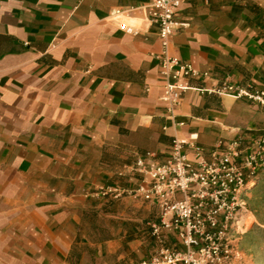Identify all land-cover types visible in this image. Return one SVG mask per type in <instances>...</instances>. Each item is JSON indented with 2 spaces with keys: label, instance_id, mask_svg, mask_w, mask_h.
Wrapping results in <instances>:
<instances>
[{
  "label": "crops",
  "instance_id": "crops-1",
  "mask_svg": "<svg viewBox=\"0 0 264 264\" xmlns=\"http://www.w3.org/2000/svg\"><path fill=\"white\" fill-rule=\"evenodd\" d=\"M151 1L0 0V264L149 260L158 206L98 189L137 186L136 160H163L174 139L264 136V106L215 91L264 89V0H181L167 54L208 75L170 111Z\"/></svg>",
  "mask_w": 264,
  "mask_h": 264
},
{
  "label": "built area",
  "instance_id": "built-area-1",
  "mask_svg": "<svg viewBox=\"0 0 264 264\" xmlns=\"http://www.w3.org/2000/svg\"><path fill=\"white\" fill-rule=\"evenodd\" d=\"M180 2L152 0L147 5L148 20L156 25L161 47L156 55L158 76L163 81L160 99L169 111L179 105L182 93L190 88V79L208 75L167 54ZM121 13L116 9L111 15L116 19ZM117 27L136 34L123 22ZM215 91L264 106V89L251 85L240 87L225 80ZM195 138L172 140L161 161L136 160L135 170L142 177L137 186L124 190L106 185L97 191L113 197L127 193L158 206V223L151 230L158 248L149 260L133 264H228L239 255L232 250V242L244 222L246 191L264 166V136L248 141L241 136L219 139L208 150L196 145ZM187 149L192 150V158ZM164 230L173 233L179 247L165 245Z\"/></svg>",
  "mask_w": 264,
  "mask_h": 264
},
{
  "label": "rangeland",
  "instance_id": "rangeland-1",
  "mask_svg": "<svg viewBox=\"0 0 264 264\" xmlns=\"http://www.w3.org/2000/svg\"><path fill=\"white\" fill-rule=\"evenodd\" d=\"M245 195L244 222L232 242L239 255L228 264H264V166Z\"/></svg>",
  "mask_w": 264,
  "mask_h": 264
},
{
  "label": "trees",
  "instance_id": "trees-1",
  "mask_svg": "<svg viewBox=\"0 0 264 264\" xmlns=\"http://www.w3.org/2000/svg\"><path fill=\"white\" fill-rule=\"evenodd\" d=\"M257 186V183L254 184L253 188H255Z\"/></svg>",
  "mask_w": 264,
  "mask_h": 264
}]
</instances>
